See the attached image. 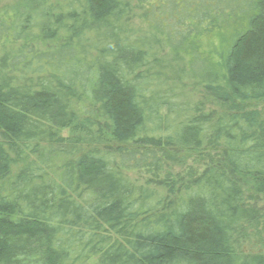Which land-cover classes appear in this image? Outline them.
Masks as SVG:
<instances>
[{
	"label": "trees",
	"instance_id": "trees-1",
	"mask_svg": "<svg viewBox=\"0 0 264 264\" xmlns=\"http://www.w3.org/2000/svg\"><path fill=\"white\" fill-rule=\"evenodd\" d=\"M260 198L264 0L0 9V264H264Z\"/></svg>",
	"mask_w": 264,
	"mask_h": 264
},
{
	"label": "rangeland",
	"instance_id": "rangeland-1",
	"mask_svg": "<svg viewBox=\"0 0 264 264\" xmlns=\"http://www.w3.org/2000/svg\"><path fill=\"white\" fill-rule=\"evenodd\" d=\"M20 0H0V9L5 7H11ZM66 134V132H65ZM253 205L260 212L261 219L251 229V236L243 244L246 252H261L264 253V198H260L257 202H252Z\"/></svg>",
	"mask_w": 264,
	"mask_h": 264
}]
</instances>
